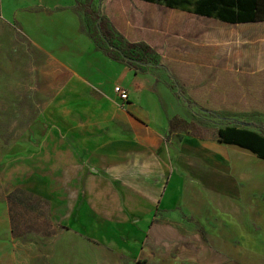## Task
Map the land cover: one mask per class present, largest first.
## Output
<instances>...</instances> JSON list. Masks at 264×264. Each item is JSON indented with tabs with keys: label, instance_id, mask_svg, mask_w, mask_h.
<instances>
[{
	"label": "crops",
	"instance_id": "crops-1",
	"mask_svg": "<svg viewBox=\"0 0 264 264\" xmlns=\"http://www.w3.org/2000/svg\"><path fill=\"white\" fill-rule=\"evenodd\" d=\"M97 2L119 35L155 52L156 66L135 70L97 51L81 32L78 0H0L1 18L36 46L61 41L74 53L71 74L0 159V264H230L232 252L255 262L264 159L221 142L227 126L213 140L182 129L201 108L264 124V88L245 85L264 83V20L162 0ZM203 206L209 222L196 225L189 217Z\"/></svg>",
	"mask_w": 264,
	"mask_h": 264
},
{
	"label": "rangeland",
	"instance_id": "rangeland-1",
	"mask_svg": "<svg viewBox=\"0 0 264 264\" xmlns=\"http://www.w3.org/2000/svg\"><path fill=\"white\" fill-rule=\"evenodd\" d=\"M103 6L104 4H98L97 0H78L77 8L81 18V32L91 38L94 43L96 28H99L95 17L96 15L102 16L100 12ZM64 21L67 22L65 19ZM72 37L75 35L67 32V35L64 33L61 36V40L67 38L66 45L71 47ZM81 43L82 41L78 38L77 44L81 45ZM95 47L97 51H100L96 45ZM73 59L74 53L67 50L63 42L53 40L49 44L46 42L45 46L38 47L28 32L17 22H8L0 16V159L16 152L17 143L22 138L27 126L40 115L46 103L71 74ZM245 80L241 81L242 84ZM248 80L245 85L255 82L258 91L264 88L263 80ZM263 97L264 94H256L257 103L259 100L262 101ZM201 109L199 111L200 119L188 123L187 127L182 129L191 137L205 136L207 140L216 139L217 129L222 125L236 124L241 128L256 129L257 131L262 129L256 124L243 125L236 119H223L213 113H201L208 108ZM244 123L249 124V122ZM211 160V157H206L205 162L210 164ZM204 175H208L209 179L210 172L205 170ZM179 209L184 215L182 208ZM198 217L205 225L208 224L207 206H203L200 216L196 218V214H193L189 219L198 225ZM232 255L235 260L230 264H264V248L260 250L259 258L255 262L249 260V257L239 258V254L236 252H232Z\"/></svg>",
	"mask_w": 264,
	"mask_h": 264
},
{
	"label": "trees",
	"instance_id": "trees-1",
	"mask_svg": "<svg viewBox=\"0 0 264 264\" xmlns=\"http://www.w3.org/2000/svg\"><path fill=\"white\" fill-rule=\"evenodd\" d=\"M156 2L161 0H146ZM166 1L170 7H183L184 5H195V12L210 15V17L218 14V16L226 21H254L264 20V0H217L216 3H222L227 6L225 11H218L214 5L204 3L202 0L190 2L189 0L182 1ZM206 2V1H205ZM209 8L206 9L205 6ZM238 9V17H234ZM231 9V10H229ZM94 13V11H91ZM242 12L245 13L242 15ZM101 20V21H100ZM95 21L99 24L96 28L95 45L98 50L102 51L112 60L127 64L129 67L138 70L140 63H157L159 62L155 56V52L145 43H129L123 36L119 35L110 24L105 16L96 15ZM100 21V23H99ZM262 127L261 131L256 129L241 128L236 124L228 125L226 128L218 130L219 140L224 144H234L241 148L248 149L255 153L259 158L264 159V124L258 125ZM204 235V233H203ZM205 237V235H204ZM231 262V260H229Z\"/></svg>",
	"mask_w": 264,
	"mask_h": 264
},
{
	"label": "built area",
	"instance_id": "built-area-1",
	"mask_svg": "<svg viewBox=\"0 0 264 264\" xmlns=\"http://www.w3.org/2000/svg\"><path fill=\"white\" fill-rule=\"evenodd\" d=\"M142 65V64H140ZM115 94L124 102L129 101V91L127 88L122 86L115 87ZM186 100V98H185Z\"/></svg>",
	"mask_w": 264,
	"mask_h": 264
},
{
	"label": "water",
	"instance_id": "water-1",
	"mask_svg": "<svg viewBox=\"0 0 264 264\" xmlns=\"http://www.w3.org/2000/svg\"><path fill=\"white\" fill-rule=\"evenodd\" d=\"M100 21H101V20H100ZM100 21H99V23H100ZM140 64H142V65H144V66H156V65L153 64V63H147V64H145V63H140ZM219 118H223V119H224V117H219ZM242 124H243V125H253V124H251V123L247 124V123H244V122H242Z\"/></svg>",
	"mask_w": 264,
	"mask_h": 264
}]
</instances>
